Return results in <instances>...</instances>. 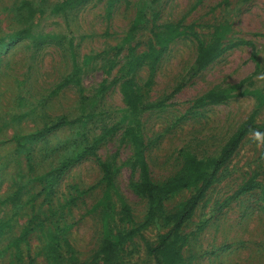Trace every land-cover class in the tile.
Masks as SVG:
<instances>
[{"label": "rangeland", "instance_id": "obj_1", "mask_svg": "<svg viewBox=\"0 0 264 264\" xmlns=\"http://www.w3.org/2000/svg\"><path fill=\"white\" fill-rule=\"evenodd\" d=\"M62 1L0 0V264H90L105 238L130 226L123 210L135 225L144 221L147 203L132 188L139 172L123 136L134 123L151 179L161 183L188 154L216 156L250 117L264 121V0H84L65 11ZM178 24L187 35L170 42L153 69L144 60L125 77L128 61L146 53L151 27ZM218 26L225 51L198 70L196 39L210 44ZM124 79L142 96L136 111L120 93ZM221 90L231 95L198 102ZM61 117L62 129L31 138ZM100 162L112 170L110 186ZM216 178L184 226L186 264H264L263 197L244 186L253 178L264 187L260 134H248ZM192 193L167 200L165 210ZM165 231L152 223L125 245L123 261L154 264L145 245Z\"/></svg>", "mask_w": 264, "mask_h": 264}, {"label": "trees", "instance_id": "obj_2", "mask_svg": "<svg viewBox=\"0 0 264 264\" xmlns=\"http://www.w3.org/2000/svg\"><path fill=\"white\" fill-rule=\"evenodd\" d=\"M81 1L84 0H64L58 6V10L65 11L73 7L74 2L81 3ZM153 19L154 16L152 15L151 20ZM163 28L162 31H157L155 30V27H151V38L146 53L136 56L132 60L128 61L125 77L130 76L137 65L144 60L148 61L151 69H153L164 53L166 46L175 39L187 35L186 29L181 28L179 24L165 25ZM132 30H135V26L132 27ZM224 32L223 27H216L213 32L212 42L206 46H204L201 41L196 39L197 55L195 59V66L198 70L204 69L223 54L225 49L221 48L220 43L224 36ZM68 83L69 81L64 80L57 87V90L62 89ZM105 87L104 82H102L99 88L100 91L105 89ZM120 93L131 111H136L139 108L142 96L134 89L133 81L131 79H124L121 82ZM230 95L231 94L225 90L210 91L200 97L198 102L219 103L226 100ZM259 98L261 99V102L264 103V97L260 96ZM66 124V119L61 117L50 125L44 127L41 131H38L36 135L31 138H41V136L62 129L66 126ZM134 124V126H130L124 131L123 136L128 140L132 147L133 154L131 167L139 172V179L132 185V188L135 194L145 199L147 203V213L144 221L140 225H135L128 217V210H123V218L127 220L125 221L123 218L121 220L123 223H127L130 226L124 228L122 231H119L114 236L105 238L93 255L90 264H126L122 259V253L125 245L136 236H139L142 231L154 222H161L166 228V231L156 238L155 243H146L145 252L147 256L152 259L154 264H186L182 252L189 235L184 234V226L191 219L195 208L203 199L205 193L216 182V176L219 170L234 154L242 140L248 134L257 132L264 141V121L261 124H255L253 116L250 117L226 142L224 147L216 156L204 160H198L188 154L184 158L180 169L173 176L161 183H155L151 179L145 159V145L139 124L137 122ZM94 147L95 145H90V149L85 151H88L91 154L94 151ZM77 157H81V155L79 154ZM71 162L73 161L70 158L62 161L61 168L54 171L57 177ZM99 167L102 172V181L106 184V186H110L112 182V170L107 163L100 162ZM55 177L56 176H53L52 174L48 184L53 185ZM253 180L254 179L251 178L244 186L249 187L253 185L260 188L264 203V187H259ZM244 186H242L241 190L245 189ZM48 187L50 188V186ZM188 189L193 190L192 195L183 201L175 210L167 212L164 208L165 202ZM6 202L13 206L15 205L16 199L11 196L6 200ZM30 224L31 222L25 226L24 230L20 233L18 240L25 238L29 234ZM3 225L4 224H0V230ZM50 240L51 243L49 248L52 252H56L57 245L55 244V237H52Z\"/></svg>", "mask_w": 264, "mask_h": 264}]
</instances>
